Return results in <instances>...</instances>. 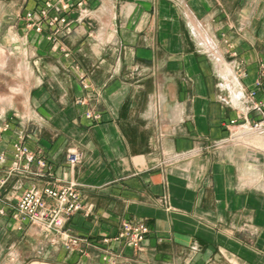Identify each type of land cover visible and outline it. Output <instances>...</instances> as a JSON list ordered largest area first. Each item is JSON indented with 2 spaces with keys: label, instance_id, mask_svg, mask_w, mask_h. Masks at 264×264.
Here are the masks:
<instances>
[{
  "label": "crops",
  "instance_id": "crops-1",
  "mask_svg": "<svg viewBox=\"0 0 264 264\" xmlns=\"http://www.w3.org/2000/svg\"><path fill=\"white\" fill-rule=\"evenodd\" d=\"M70 1L72 31L57 43L22 21L11 36L27 87L24 105L13 90L0 96V173L23 140L48 166L14 171L6 196L77 182L84 209L66 227L82 240L68 250L8 208L0 264H264V135L213 146L243 112L261 117L252 106L264 99V0ZM257 81L254 99L236 100ZM71 150L82 153L74 167ZM124 220L150 233L139 248L113 243L109 263L103 239Z\"/></svg>",
  "mask_w": 264,
  "mask_h": 264
},
{
  "label": "built area",
  "instance_id": "built-area-1",
  "mask_svg": "<svg viewBox=\"0 0 264 264\" xmlns=\"http://www.w3.org/2000/svg\"><path fill=\"white\" fill-rule=\"evenodd\" d=\"M81 4L82 1L77 3V5ZM73 6L74 4L70 0H39L36 6L25 11L22 19L23 25L27 30L37 34H45L46 39L57 43L59 34L66 35L72 31L73 22L68 18V13ZM262 85V81H257L255 88L247 93L239 90L238 101L245 98L254 99ZM84 87L87 88L88 84L84 83ZM78 102L85 104L86 98L81 97ZM252 110H257L261 117L251 119L248 116L249 111L243 112L238 118L230 121L229 126H233L230 129V136L216 141L213 146L220 148L230 143L249 145L245 138L253 134L264 135V99L255 101ZM85 116L95 120L101 118L100 113L91 110H87ZM14 148V160L11 168L6 175L0 173V215L6 214L10 208L16 216L29 220L39 231L59 233L66 249H77L82 239L79 235L74 234L71 228L66 227V223L74 213L84 209L78 183L69 181L60 186L49 184L42 191L35 188H25L14 198L6 196L2 188L14 171L29 170L31 164L36 162L40 172H42L41 174H45L43 171L48 166L46 158L40 153L37 155L23 140L17 141ZM81 159L82 153L78 150H71L68 153V163L71 167L76 166ZM4 160L5 156L1 154L0 161ZM149 233L150 228L145 221L124 220L116 236L103 239L105 245L103 249L104 260L109 263L114 261L113 243H121L124 240L127 245L139 248L146 241Z\"/></svg>",
  "mask_w": 264,
  "mask_h": 264
},
{
  "label": "rangeland",
  "instance_id": "rangeland-1",
  "mask_svg": "<svg viewBox=\"0 0 264 264\" xmlns=\"http://www.w3.org/2000/svg\"><path fill=\"white\" fill-rule=\"evenodd\" d=\"M39 2V0H0V54L6 53L12 50V60L8 63L7 70H5L0 64V96L11 94L14 92V106L17 104L24 105V92L26 90V71L23 68V62L20 58L21 48L12 47L14 42L11 40V36H18L17 23L22 21L23 15L27 9H30ZM4 23L10 27L11 30H5ZM3 24V25H2ZM9 29V28H7ZM12 42V43H11ZM19 44V43H15ZM3 64V63H2ZM2 67V68H1ZM6 72V74H5ZM21 87V90L15 92V88ZM9 108V104L5 101L0 100V110Z\"/></svg>",
  "mask_w": 264,
  "mask_h": 264
},
{
  "label": "bare ground",
  "instance_id": "bare-ground-1",
  "mask_svg": "<svg viewBox=\"0 0 264 264\" xmlns=\"http://www.w3.org/2000/svg\"><path fill=\"white\" fill-rule=\"evenodd\" d=\"M228 71H229V70H228ZM234 83L237 84V82H236L235 80H234ZM235 86H236V85H235ZM238 96H239V94H238V91H237L236 94H235V98H236V100H238ZM243 131H246V130H243ZM243 131H242V132H243ZM256 135H259V134H253V135H251L250 137H247V138L244 137L246 143L249 142V141L251 140L252 136H256Z\"/></svg>",
  "mask_w": 264,
  "mask_h": 264
}]
</instances>
